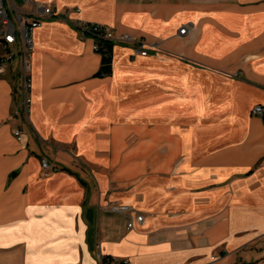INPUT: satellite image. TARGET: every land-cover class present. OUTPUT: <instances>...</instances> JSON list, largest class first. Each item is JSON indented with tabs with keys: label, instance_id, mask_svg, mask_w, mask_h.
Listing matches in <instances>:
<instances>
[{
	"label": "crops",
	"instance_id": "obj_1",
	"mask_svg": "<svg viewBox=\"0 0 264 264\" xmlns=\"http://www.w3.org/2000/svg\"><path fill=\"white\" fill-rule=\"evenodd\" d=\"M34 3L69 13L34 31L27 113L0 75V264H264V0ZM76 22L147 53L103 75Z\"/></svg>",
	"mask_w": 264,
	"mask_h": 264
},
{
	"label": "built area",
	"instance_id": "obj_2",
	"mask_svg": "<svg viewBox=\"0 0 264 264\" xmlns=\"http://www.w3.org/2000/svg\"><path fill=\"white\" fill-rule=\"evenodd\" d=\"M22 1L29 2V0ZM33 5L34 9L31 12H25L15 3V0H0V75L6 74L13 66H16L21 95L20 110L23 113L28 112L30 104V59L34 49V31L41 25L43 18L68 20L69 13L66 10L61 14L51 4L34 3ZM75 27L81 34L93 38V50L100 54L105 44L109 43H127L131 46L133 55L144 56L147 53L143 41H137L130 34H115L108 26L93 22H76ZM185 31L186 27L180 29V33ZM252 113L262 115L264 107L257 105L252 109ZM13 134L17 140H21L20 129H15ZM40 166L45 175L52 172V167L45 158H41ZM108 210L111 213L126 214L131 208L126 204L112 203ZM142 221V214L134 213L133 217L127 218L125 227L131 229L135 223L141 224Z\"/></svg>",
	"mask_w": 264,
	"mask_h": 264
},
{
	"label": "trees",
	"instance_id": "obj_3",
	"mask_svg": "<svg viewBox=\"0 0 264 264\" xmlns=\"http://www.w3.org/2000/svg\"><path fill=\"white\" fill-rule=\"evenodd\" d=\"M110 43L105 44V48L101 50V56H102V71L101 73L109 74L110 73ZM105 260L103 259V262Z\"/></svg>",
	"mask_w": 264,
	"mask_h": 264
},
{
	"label": "rangeland",
	"instance_id": "obj_4",
	"mask_svg": "<svg viewBox=\"0 0 264 264\" xmlns=\"http://www.w3.org/2000/svg\"><path fill=\"white\" fill-rule=\"evenodd\" d=\"M15 3L18 5L19 4V0H15ZM0 51H1V48H0ZM12 71H9V72H6V74H11ZM4 74V75H6ZM8 76V75H7Z\"/></svg>",
	"mask_w": 264,
	"mask_h": 264
}]
</instances>
